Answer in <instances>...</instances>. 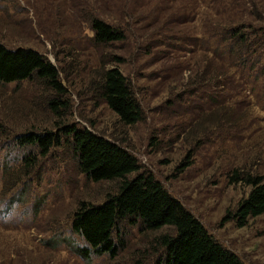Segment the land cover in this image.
<instances>
[{
    "label": "rangeland",
    "instance_id": "1",
    "mask_svg": "<svg viewBox=\"0 0 264 264\" xmlns=\"http://www.w3.org/2000/svg\"><path fill=\"white\" fill-rule=\"evenodd\" d=\"M86 1L110 19L120 15L118 5L124 2ZM151 4L143 11H153L151 16L155 15L164 36L155 33L157 26L143 21L147 17H137L130 22L124 41L99 46L92 43V31L75 12V0H0V42L42 52L58 66L70 100L63 120L42 102V86L10 82L0 87V123L9 136L56 131L65 123L122 142L136 156L141 170L151 172L243 264H264V213L249 217L243 226L232 216L250 189L244 179L232 178H264V85L255 87L256 92L247 83L239 95L234 90L231 99L211 104L209 89L202 82L211 78L214 83L228 82L233 71L239 76L235 68L199 49L202 26L224 21L219 17L222 12L201 9L196 19L179 22L172 13L183 2L165 4L161 10L156 9L159 0ZM256 4L264 12V0ZM249 18L254 22V17ZM110 55L121 57L120 63L107 62ZM112 66H119L129 78L142 107L143 119L132 125L119 123L91 88L97 72ZM244 72L246 78L248 71ZM223 113L231 116L228 126L209 123V116ZM197 121H202L199 126ZM58 139L46 155L39 156L34 148L37 160L30 176L21 174L22 179L14 183H10L11 176L18 178L20 172L5 174L3 162L18 166L14 155H22L25 148L11 142L13 147H6L15 148L16 154L0 150V264H135L134 258L149 247L157 232L127 226V244L115 261L93 253L86 261L77 254L88 244L71 229L73 212L81 202L100 203L116 191L118 181L87 179L77 172L68 137L60 133ZM154 262L150 256L143 263Z\"/></svg>",
    "mask_w": 264,
    "mask_h": 264
},
{
    "label": "trees",
    "instance_id": "2",
    "mask_svg": "<svg viewBox=\"0 0 264 264\" xmlns=\"http://www.w3.org/2000/svg\"><path fill=\"white\" fill-rule=\"evenodd\" d=\"M152 1L155 2L124 0L118 5L120 15L111 19L86 0H75V12L92 31V43L106 46L124 41L130 33V22L139 20L137 17H147L143 21L152 27L157 26L155 33L164 36L163 29L156 24L155 15L151 16L153 11H143L154 6ZM167 1L172 5L183 2L172 13L179 22L196 19L202 14L201 9L218 14L222 12L219 17L225 18L220 23L206 22L202 26L201 33H198L203 35L199 49L221 64L235 68L239 76L233 71L228 82L220 83L209 81L212 79L209 76L211 79L208 82H202V87L210 92L207 101L212 104L224 98L231 99L233 91L239 95L240 89L244 90L247 83L256 92L264 85V24L259 22L264 21V12L257 8V0H159L156 9H163L165 4H169ZM19 8L22 11V7ZM250 16L254 17V22ZM109 60L118 65L121 57L110 55L107 62ZM254 68L257 71L251 72ZM244 71H248L246 78H243ZM59 76L58 66L39 50L27 46L12 47L0 42V87L10 82L18 86L22 81L29 84L36 82L43 87V92L49 91L46 95L42 92V102L56 117L61 118L70 109V100L65 96L67 88L61 84ZM90 83L92 90L114 112L119 123L132 125L143 119L140 102L129 78L119 66L103 67ZM228 115L209 116L212 118L209 123L215 121L217 125L228 126L226 121L231 117ZM201 122L196 124L199 126ZM59 125L56 131H24L10 137L6 126L0 123V150L6 148L5 154H16L15 148L6 147L11 142L25 148L22 155H14V161H19L18 166H12V162L5 163V174L10 175L17 169L20 172L18 178L11 176L10 183H14L22 179L21 174H26L27 178L30 176L28 174L37 160L34 148H37L39 156L46 155L51 147L58 145L60 133H64L72 148L77 172L93 182L118 181L116 191L108 193L100 203L81 202L73 212L71 229L88 244L77 250L78 255L86 261H90L92 253L106 255L110 261H115L127 244V226H134L147 232H157L154 237L151 236L149 247L134 258L135 264H144V259L150 256L155 257L154 264H243L240 257L220 243L151 172L141 170L138 159L126 145L83 126ZM237 176L232 179H244L250 185L232 214L236 224L243 226L249 217L264 213V178L258 175Z\"/></svg>",
    "mask_w": 264,
    "mask_h": 264
}]
</instances>
